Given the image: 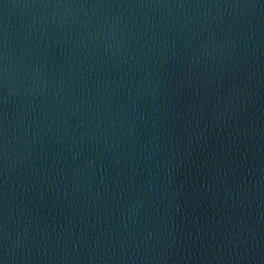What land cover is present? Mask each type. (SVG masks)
I'll return each instance as SVG.
<instances>
[{
  "label": "water",
  "instance_id": "95a60500",
  "mask_svg": "<svg viewBox=\"0 0 264 264\" xmlns=\"http://www.w3.org/2000/svg\"><path fill=\"white\" fill-rule=\"evenodd\" d=\"M0 264H264V0H0Z\"/></svg>",
  "mask_w": 264,
  "mask_h": 264
}]
</instances>
